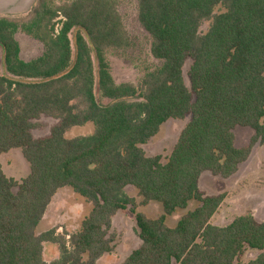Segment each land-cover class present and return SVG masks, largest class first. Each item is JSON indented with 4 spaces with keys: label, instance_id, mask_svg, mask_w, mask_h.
I'll return each mask as SVG.
<instances>
[{
    "label": "trees",
    "instance_id": "16d2710c",
    "mask_svg": "<svg viewBox=\"0 0 264 264\" xmlns=\"http://www.w3.org/2000/svg\"><path fill=\"white\" fill-rule=\"evenodd\" d=\"M136 2L150 53L160 60L137 84L115 82L106 59L107 49L129 44L115 0L51 7L37 0L26 22L0 16V154L19 148L29 168L16 180L0 164V264H46L44 241L58 244L50 264H97L113 249V216L126 208L140 243L119 264H235L247 247L260 253L245 264H264V219L246 213L214 225L224 194L198 187L203 171L228 177L256 141L264 143V0ZM217 6L222 10L215 13ZM18 30L42 43L40 55L20 57ZM96 91L111 102L99 104ZM41 115L56 123L34 137ZM186 116L165 161L145 153L141 145L162 123ZM85 123L93 124L92 133L66 137ZM236 126L254 131L246 145H236ZM127 186L141 205L159 204L160 214L137 211ZM61 187L91 204L67 239L54 230L37 233Z\"/></svg>",
    "mask_w": 264,
    "mask_h": 264
},
{
    "label": "rangeland",
    "instance_id": "374dc122",
    "mask_svg": "<svg viewBox=\"0 0 264 264\" xmlns=\"http://www.w3.org/2000/svg\"><path fill=\"white\" fill-rule=\"evenodd\" d=\"M62 0H41L48 6L58 4ZM118 12L123 25L129 36V44L122 48H109L106 50V59L109 63L110 73L115 82H131L137 84L143 74L160 64L150 53L151 39L148 33L142 28L137 20L136 0H115ZM37 3L35 0L34 5ZM222 10L217 6L214 12ZM31 11V10H30ZM19 22H26L30 16H22ZM210 20H203L199 27V33H203L209 26ZM20 46V57L29 60L40 55L43 45L40 41L28 35L22 30L15 33ZM73 38V32L70 34ZM95 64V60H94ZM190 60H186L183 66V77L185 84L189 87L187 70ZM96 99L99 104L106 105L110 99L101 97L96 91ZM189 116L183 119H168L161 124L157 133L141 147L147 155H160L165 161L178 137L180 130L188 121ZM56 123L53 117L41 115L35 120V127L32 129L34 137L47 135L51 126ZM92 123H85L81 126H74L65 133L66 137L87 135L92 133ZM235 143L238 146L246 145L253 135V130L236 126L234 128ZM0 164L7 177L16 180L21 179L28 173V163L23 158L19 148H11L0 155ZM198 187L204 194H224L217 211L213 214L210 222L214 225L224 226L235 216L250 213L257 221L264 219V143L256 141L248 158L239 164L237 171L228 176L221 177L209 171H203L198 180ZM124 191L132 197L136 204V210L148 217H155L161 212L159 204L149 202L146 205L140 204V197L132 186H127ZM191 202L188 208L194 206ZM91 204L83 197L75 193L69 187L59 188L48 206L37 226V233L54 230L55 235H64L68 238L69 233L77 230L82 218L88 213ZM184 210L177 211L168 218V224H173ZM111 234L113 235V249L103 254L97 260V264H119L134 248L140 239L138 238L133 213L128 209L118 210L112 219ZM42 256L46 264L59 255L58 244L44 241L42 244ZM260 253L258 249L247 247L243 254L235 261V264H245ZM172 264H178L175 261Z\"/></svg>",
    "mask_w": 264,
    "mask_h": 264
},
{
    "label": "crops",
    "instance_id": "0c3cea01",
    "mask_svg": "<svg viewBox=\"0 0 264 264\" xmlns=\"http://www.w3.org/2000/svg\"><path fill=\"white\" fill-rule=\"evenodd\" d=\"M34 2L35 0H0V16H25L33 7Z\"/></svg>",
    "mask_w": 264,
    "mask_h": 264
}]
</instances>
